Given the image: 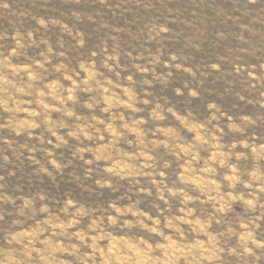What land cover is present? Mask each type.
Here are the masks:
<instances>
[{
  "label": "rangeland",
  "instance_id": "rangeland-1",
  "mask_svg": "<svg viewBox=\"0 0 264 264\" xmlns=\"http://www.w3.org/2000/svg\"><path fill=\"white\" fill-rule=\"evenodd\" d=\"M0 264H264V0H0Z\"/></svg>",
  "mask_w": 264,
  "mask_h": 264
}]
</instances>
